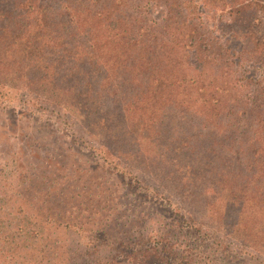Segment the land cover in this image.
<instances>
[{"label":"trees","instance_id":"16d2710c","mask_svg":"<svg viewBox=\"0 0 264 264\" xmlns=\"http://www.w3.org/2000/svg\"><path fill=\"white\" fill-rule=\"evenodd\" d=\"M150 1L0 0V45L5 44L2 47H8L9 50L13 48L18 51L20 48L23 53L29 52L30 58L27 57L26 63H23L25 65L18 69L22 73L21 76L27 80L22 79L27 82L24 83L28 92L30 78H35L40 87L46 80V87H49V72L55 75L67 74L70 82H74V88H70L76 91L77 98L86 100V104L91 101L92 105L97 106L95 112L104 113L107 110L115 121L123 122L124 126L129 128V137L135 134L127 143V138L121 137L120 142L114 144L117 148L115 151L120 150V158L125 157L126 162L132 163V159L138 155L149 156L147 148H141L140 138L145 139L144 133L150 134L153 131L152 135L148 134V140L158 151L155 155L157 157L153 159L159 163L155 174L161 172L160 168L172 164L180 171H187L189 166L201 167L221 188L235 194L239 204H248L250 208L264 214V72L250 74L242 65L243 61L238 60L239 57H236L234 51L222 41L226 35L227 43L233 37H240L234 29L237 25H229L232 31L227 34L224 32V36L213 35L206 41L199 36L196 29L194 33L184 32L183 27L190 26L191 22L186 21L183 8L167 6L168 9H165L162 15L165 19L160 17L157 20L150 17ZM239 11L241 9L237 12ZM242 24L246 35L251 23L244 21ZM112 41L124 43L127 50L124 60L106 56V45ZM263 45L264 40L258 39L254 51L258 52L264 48ZM243 47L242 45L239 53L244 51ZM9 57H13V54ZM0 60L3 62L1 65L6 64L4 59ZM258 61L260 68H263L264 55ZM16 63L14 62L15 65ZM134 67L138 69H130ZM68 91L65 90L64 93ZM51 96L49 98L54 100V103L59 98L64 99L63 94L54 93ZM197 103H200L199 110H192ZM109 116L111 118V115ZM49 127L50 139L55 140V143L61 141L62 145L58 149L60 154L66 156L63 149L76 152L75 144L79 145L80 150L85 148L84 137H81V142L77 141V137L65 141L64 136L67 133L61 137L58 135L60 129L66 130L64 127ZM64 145H67V148ZM132 145H137L136 153L133 152L135 149ZM101 146H86L91 152L89 156H82V159L86 160L82 165L86 167L89 164L91 168L84 175L83 172H78L79 168H75L81 166L73 163L75 153L69 152L70 158H67V162H64V158L42 159L39 156L41 162L38 160L32 176H36L40 168L48 169L41 186L49 190L47 193L54 191L52 197H60L62 201L59 200L61 203L57 207L60 210L59 213L56 212L58 215H38L40 224L36 225L37 230L34 233L41 234L38 232L42 229L61 233L64 230L75 231L77 226L82 228L87 223L79 222L78 216L74 218L72 214L63 215L70 206L89 213V217L98 214L99 218L91 216L93 218H87L86 222L93 224V219H98L96 231H102V249L108 253L107 259L104 260L103 256L100 258L96 244L91 250L81 254L83 244L80 239L74 242L76 245L64 246V239L60 237L55 245L46 240L47 245L37 246L41 249L49 248L44 249V258L49 260L52 256L59 264H151L156 257L162 262L159 264H167L168 261L161 254L159 245H144L140 248L142 245H124V241L119 239L120 233L128 239V243L135 242L136 234L141 237L140 229L130 234L126 229L129 222H135L137 215H133V219L126 217L127 220L122 224V216L120 220L113 207L114 201L108 199L110 196L103 188L98 192L93 190L91 196L87 197L90 191L81 182L84 179L88 181L90 172L95 174L97 170H104V165L98 158L102 151ZM38 149L41 152L43 147L38 145ZM52 151L54 152L53 149ZM101 156L107 161L105 152ZM142 162H147V159ZM140 166L139 163L131 166L135 172H128L129 176L126 174V168L121 172L115 167L116 171L109 170L107 173L115 177L120 188H125L128 193L142 198L149 195L141 192L142 185L149 186L144 175H152V170ZM66 167H69L70 172ZM170 173V170L169 173L161 172L163 179L173 180ZM187 176L196 175L190 170ZM50 182H53V185L49 187ZM169 185L162 181L163 188L167 189ZM69 187L75 188L73 193H68ZM80 187L84 189V193L76 189ZM167 192H170V189ZM174 194L177 195V189ZM191 194L189 192L190 196ZM152 195L154 198L145 199L163 206V213L171 212L169 219L172 222L168 227L174 225L177 231L182 233H189V230L197 227L194 223L200 221H197L195 214L190 211L185 213L181 207L174 212L171 206L158 202L155 193ZM115 196L118 200L119 197ZM49 202H53L51 198ZM106 208L108 213L102 214L101 210ZM111 210L113 212H110ZM139 220V224L145 227L152 224V220L147 217H139ZM190 221H194L193 225ZM161 224L165 225L164 222ZM196 224L205 225L203 222ZM206 229L210 235L214 234L209 225ZM152 231L153 229H147L143 233L149 238ZM210 235L206 237L213 239ZM93 237L98 239L97 235ZM234 240L237 242L235 256L242 258L241 252L246 251L243 245L248 244L244 241L238 243L235 238ZM226 241L233 243L231 240ZM71 246L73 249L69 253ZM126 247L133 249L126 251ZM62 249H67L68 257L65 260L54 254L58 251L57 255H61ZM188 251L190 249L183 247L180 249V256L185 257ZM229 251L230 248H226L221 252L218 264L232 262L230 255H225ZM197 257L200 258V254ZM126 259L129 261H122ZM255 259L261 260L258 256H255ZM243 261L245 262L246 258H243ZM189 262L187 259L183 264H191ZM244 262L235 264H247Z\"/></svg>","mask_w":264,"mask_h":264},{"label":"rangeland","instance_id":"374dc122","mask_svg":"<svg viewBox=\"0 0 264 264\" xmlns=\"http://www.w3.org/2000/svg\"><path fill=\"white\" fill-rule=\"evenodd\" d=\"M170 5L183 8L186 21L191 22L190 26L185 25L183 27L184 32L191 31V33H194V29H196L199 36L205 38L206 41L213 35L224 36V32L227 34L232 31L229 25H237L234 29L237 30L240 37L237 39L233 37L227 43L225 41L226 35L222 38V41L226 47L234 51L236 57H239L238 60L243 61L242 65L250 74L264 72V66L260 68L258 61L264 55V48L258 50L259 53L254 51L257 40H264V0H151L148 5L151 12L150 17L157 20L160 17L165 19L162 15L165 13V9H168L166 7ZM240 9L241 11L237 12ZM244 21L251 23L248 26L246 35L242 29ZM252 23L254 24L252 25ZM3 45H0V58L4 59L6 64H0V264H59V261H55L52 256L49 260L44 258L43 251L49 248L43 247L41 249L37 245H47L46 240L49 244L55 245V242H59L60 237L64 239V246L76 245L74 242L80 239L83 244L81 254L91 250L96 244L98 245L97 249L101 250V252L98 250L99 255H101L100 258L103 256L104 260L107 259L108 253L102 249V246H104L102 231H99V233L96 231L98 219L96 221L93 219V224L86 222L88 221L87 218H93L91 216L99 218L98 214H92L89 217V213L76 210L75 207L70 206L67 212L64 211L63 215L78 216V221L87 223L84 224L86 226L83 225L82 228L77 226L75 231L64 230L61 233L58 231L54 233L47 232V229L40 230L38 233L41 234L34 233L37 230L36 225L40 224L38 215L48 217L58 215L56 212H60L57 208L61 203L59 200L62 201L60 197H52L51 194L54 191L47 193L49 190L41 186V181L45 178L44 175L47 174L48 169L40 168L36 176H32L35 165L38 160L40 161L39 156L42 159L43 157L64 158V162H67V158H70L69 152L75 153L73 163L81 165L75 168H79L78 172H83L84 175L91 168L89 164L86 167L82 165L86 162L82 159V156H89L91 152L86 146L97 148L101 145L104 147L101 146L102 151L98 158L104 165V170H97L95 174L90 172V176L87 177L88 181L84 179L81 184L90 191L87 197L91 196L93 190L96 192L102 188L106 190L108 196H112L111 199L110 197L108 199L114 201L113 207L115 212H118L117 216L120 220L122 216V224L127 218L133 219V215H137L135 222H129L126 229L129 234L140 229L142 235L138 237V234H136L137 239L135 242L128 243V239L120 233L118 237L124 241V245H142L140 248L144 245H159L161 254L168 261L167 264H183L187 259L191 264H218L219 256L226 248H230V251L225 255L228 254L230 259H233L230 264L244 262L243 258H246L244 263L247 264H264L263 213L250 208L248 204H239L238 197L235 194L221 188L209 174H205L201 167L189 166L187 171L185 169L180 171L172 164L159 169L161 172L165 171L166 173H169V170L172 171L170 175L173 180L163 179L161 172L155 174V169H158L159 163L154 160L158 151L155 145L148 140V136L152 135L153 131L150 134L144 133L145 139L140 138L141 148H147L149 156L146 157L149 158L138 155L132 159V163L130 161L126 162L125 157L120 158V150L119 152L115 151L117 148L114 144L120 142L121 137L127 138V141H125L127 143L132 137H135V134L129 137L131 133L123 122L115 121L113 115L109 114L107 110L104 113H101V111L100 113L95 112L97 106L92 105L91 101L86 104V100L77 98L76 91L70 88H74V82H70L71 79L67 74L57 73L55 75L49 72L48 76L51 75L48 82L49 87H46V80H44L43 86L40 87L35 78H30L28 83L31 87L29 86L30 92H28L25 84L27 82L22 81V79H26L21 76L22 73L18 69H22L27 57L30 58L29 52L23 53L20 48H18V51H14L13 48L9 50L8 47H2ZM242 45L244 51L239 53L238 51ZM106 46V56L108 58L113 57L115 60H124L127 51L124 48V43L112 41ZM10 54H13V57H9ZM258 56L260 57L258 58ZM14 62H17L16 65ZM130 69L136 70L138 67ZM155 84L156 81L153 85L155 86ZM65 90L69 91L64 93ZM54 93L55 95L63 94L64 99L59 98L54 103V100L49 98ZM199 108L200 103H197L192 107V110L196 111ZM109 115H111V118H109ZM196 120L194 119V121ZM49 125L61 126L62 129L64 127L66 130L60 129L58 135L61 137L64 133H67L64 136L65 141L77 137V141L81 142V137H84L85 148L80 150L79 145L75 144L76 152L64 151L63 149L66 156L60 154L58 149L62 145L61 141L55 143V140L50 139ZM38 145L43 147L41 152ZM64 147L67 148V145H64ZM132 148L135 149L133 152L136 153L137 145H132ZM46 151H51L52 154L46 153ZM194 151L198 150L194 149ZM103 152H105V157H107L105 160L107 161L101 158ZM145 159H147V162H142ZM136 163H139L141 168L148 167L152 170V175H147V173L144 175L149 186L142 185L141 192L149 195L142 198H138L134 193H128L125 188H120L116 183L117 181H115V177L107 173L109 170L116 171L115 167L121 172L126 168V174L129 176L128 172H135L132 167ZM65 169L70 172L69 167ZM135 169L138 171V168L135 167ZM190 170L196 176H190L191 178L187 176ZM74 173L77 176V172ZM162 181L170 184L167 189L163 188ZM52 183L50 182L49 187ZM76 189L84 193L82 187ZM157 189H160L159 192H156ZM169 189L172 193L167 192ZM176 189L177 195L174 194ZM74 190L75 188L69 187L68 193H73ZM189 192L192 193L191 196ZM154 193L157 195L158 202L171 206L174 212L178 207L184 209L183 212L185 213L190 211L196 215L197 221L203 222L205 225L199 226L196 223L200 222L190 221L192 225L194 223L197 227L189 230V233L178 232L174 225L168 227L172 222L169 219L171 212L163 213L164 210H161L163 206L148 202L145 199L147 197L154 198L152 195ZM115 195L119 197L118 200ZM47 197H50L53 202H49L50 198ZM72 199L75 200V198ZM83 201L87 203L86 200ZM101 212L106 214L108 209H103ZM110 212H113V210ZM139 217L151 219V226L145 227L143 224H139ZM185 218L187 217L185 216ZM162 222L165 225L161 224ZM208 225L212 228L211 231L214 232V234L211 233L213 239L206 237V235H210L206 231ZM41 226L43 227V225ZM147 229H153L149 237L150 241L147 238L148 236L143 233ZM96 235L98 239H94L93 236ZM234 238L238 239V243L244 241L248 244L243 245L246 251L241 252L242 255L240 256L242 258H239V255L235 256L237 242ZM226 240H231L233 243L230 244ZM114 245L119 244L114 243ZM183 247L190 249L185 253V257L180 256V249ZM72 249L73 246L70 247L69 253ZM131 249L133 247H126V251ZM64 250H61L62 253L59 256L57 255L58 251L54 254L65 260L68 256H66L67 249ZM198 254H200V258L197 257ZM255 256H258L261 260L258 261ZM250 257L253 259L251 260ZM152 261L151 264L162 263L157 257Z\"/></svg>","mask_w":264,"mask_h":264}]
</instances>
